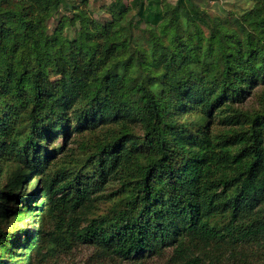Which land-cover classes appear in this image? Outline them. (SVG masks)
<instances>
[{
  "label": "trees",
  "instance_id": "obj_1",
  "mask_svg": "<svg viewBox=\"0 0 264 264\" xmlns=\"http://www.w3.org/2000/svg\"><path fill=\"white\" fill-rule=\"evenodd\" d=\"M242 1L229 20L199 0H110L105 19L89 0H0V174L21 159L45 174L64 147L43 153L44 140L89 133L94 150L65 171L78 194L53 205L74 214L88 190L122 188L111 214L77 225L80 240L130 259L264 264V101L236 107L264 84V0ZM218 109L230 127L214 131ZM7 174L0 241L18 232L4 221L22 175Z\"/></svg>",
  "mask_w": 264,
  "mask_h": 264
},
{
  "label": "rangeland",
  "instance_id": "obj_2",
  "mask_svg": "<svg viewBox=\"0 0 264 264\" xmlns=\"http://www.w3.org/2000/svg\"><path fill=\"white\" fill-rule=\"evenodd\" d=\"M92 9H95L94 16L101 19L110 17L101 10L103 4L110 0H89ZM174 2L176 0H170ZM199 4L208 9L212 15L232 20L237 14L244 12L249 6L242 0H199ZM61 13H68L62 10ZM60 14L50 19L49 28L53 31ZM167 28V21L159 25V32ZM74 28H67V36L74 35ZM243 101L238 102L236 107L249 112L263 109L264 84H259L243 96ZM190 120L198 118L197 115L188 114ZM187 116V117H188ZM224 115L218 109L211 118L209 127L214 131L230 127L221 122ZM184 120V119H183ZM206 122V121H204ZM140 128L136 126V133ZM86 132V131H84ZM89 133H73L66 138L64 132L56 137L43 142V153L51 151L54 147L63 146V151L51 160V167L43 174L35 170V163L29 164L23 159L18 162H5L6 172L0 174V185L9 180L8 171H17L22 175L18 182L14 198H6V206L11 216L5 219L4 226L11 231H18L16 236L6 237L0 241L1 260H12L15 256L28 259L31 264H175L168 253L165 256L158 254L143 256L138 259L123 258L119 255L99 247L94 242H83L76 236L75 228L85 226L92 218L111 214L118 205L119 189L122 183L112 178L104 184L102 190H95L82 200L81 206L72 214L69 210L60 211L58 206L53 205L54 200L67 199L78 194L75 184L71 187L69 176L65 173L67 168L78 167L85 157L94 150L92 142H85ZM93 140V139H92ZM156 201V198H155ZM154 201V202H155ZM52 209V210H51ZM28 227L25 235L20 229ZM45 230L43 237L39 238L40 230ZM31 232V233H30ZM30 235L28 236V234ZM21 239V240H20ZM22 241L23 248L19 244ZM7 243V244H6ZM18 243V247L16 244ZM169 249L165 250L168 251ZM10 251L9 256L8 252ZM17 252L28 253L17 255Z\"/></svg>",
  "mask_w": 264,
  "mask_h": 264
}]
</instances>
